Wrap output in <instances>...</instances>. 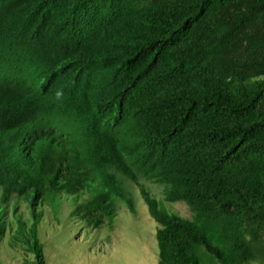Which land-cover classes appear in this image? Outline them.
I'll return each instance as SVG.
<instances>
[{"label":"trees","instance_id":"1","mask_svg":"<svg viewBox=\"0 0 264 264\" xmlns=\"http://www.w3.org/2000/svg\"><path fill=\"white\" fill-rule=\"evenodd\" d=\"M141 171L190 212L141 190L158 264H264V0H0V242L30 195L10 245L45 264V193L92 190L95 230Z\"/></svg>","mask_w":264,"mask_h":264},{"label":"rangeland","instance_id":"2","mask_svg":"<svg viewBox=\"0 0 264 264\" xmlns=\"http://www.w3.org/2000/svg\"><path fill=\"white\" fill-rule=\"evenodd\" d=\"M137 183L119 177L123 188L132 199L134 212L117 201V215L105 219L96 230L87 229L71 217L77 204H84L94 197L92 190L77 196L45 193L35 207L42 214L38 225V240L43 248L45 264H158V245L155 232L158 227L152 219L141 190L147 191L161 209L189 218L185 203L168 202L166 187L136 173ZM143 180V181H142ZM31 196L13 198L5 207L7 231L0 242V264H34L35 258L11 247L18 218L29 227L32 224ZM111 224V225H110Z\"/></svg>","mask_w":264,"mask_h":264},{"label":"clouds","instance_id":"3","mask_svg":"<svg viewBox=\"0 0 264 264\" xmlns=\"http://www.w3.org/2000/svg\"><path fill=\"white\" fill-rule=\"evenodd\" d=\"M124 178V177H123ZM149 182H152V181H149ZM57 194H63V193H57ZM66 195V194H65ZM67 196H70V195H67ZM74 197V196H73ZM80 204H77V206L74 208V210L71 212V217H73V218H75V219H77L76 217H74L73 216V212L75 211V210H77V207L79 206ZM152 217V216H151ZM153 219V218H152ZM78 221H79V219H77ZM154 220V219H153ZM155 221V220H154ZM100 228V227H99ZM87 229H89V228H87ZM91 230V229H90ZM96 230V229H95ZM156 233V232H155ZM37 234H38V232H37ZM38 237V236H37ZM39 241V240H38ZM40 243V242H39Z\"/></svg>","mask_w":264,"mask_h":264}]
</instances>
